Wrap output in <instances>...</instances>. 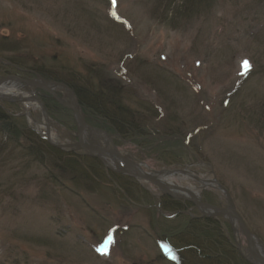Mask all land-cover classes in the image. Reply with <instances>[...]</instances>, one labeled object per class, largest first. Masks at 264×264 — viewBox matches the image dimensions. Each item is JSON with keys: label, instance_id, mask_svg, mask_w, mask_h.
I'll use <instances>...</instances> for the list:
<instances>
[{"label": "rangeland", "instance_id": "1", "mask_svg": "<svg viewBox=\"0 0 264 264\" xmlns=\"http://www.w3.org/2000/svg\"><path fill=\"white\" fill-rule=\"evenodd\" d=\"M166 1L0 0V42L16 46L17 60L59 69L55 76L112 81L152 106L160 117L143 113L145 126L179 129L189 155L136 136L114 142L119 151L148 173L178 172L176 186L219 207L229 206L223 187L264 245V0H205L179 20L167 19ZM18 86L0 106L18 105L13 114L46 140L39 106L21 102L40 92ZM62 114L47 110L51 140L74 143V117ZM17 145L0 147V264H170L152 230L155 206L142 202L162 195L154 186L128 176L129 192L103 177L82 183L60 164L34 160L30 143Z\"/></svg>", "mask_w": 264, "mask_h": 264}, {"label": "trees", "instance_id": "2", "mask_svg": "<svg viewBox=\"0 0 264 264\" xmlns=\"http://www.w3.org/2000/svg\"><path fill=\"white\" fill-rule=\"evenodd\" d=\"M204 2L205 0H167L164 13L168 20L189 18V15H192L190 8H196ZM12 46L14 45L5 44V41L2 44L0 42V65L4 69L1 71L3 74L1 77L17 74L24 78H33L34 73H39L47 79L62 81L76 92L80 109L86 121L93 127L107 131L116 144L119 143L120 138L136 136L137 144L142 141L148 144L157 143L161 150L176 147L171 153L173 157H175L173 153L176 151H181V155L182 152L185 155L188 153L187 147L182 145L187 135L184 136L179 129H173L169 125L160 126L158 129L155 127L154 130L149 129L151 126L146 127L144 123L146 120H142L143 113L144 117L152 115L156 118H159L160 114L148 103L132 99L131 93L127 94L125 89L118 88L112 81L98 78V83H90V81L71 80L72 76L65 77L62 73L55 76L54 71H59V69L48 70L22 58L17 60L18 57H14L13 53H18V51L16 46L15 48ZM40 94L51 116L56 113L63 118L65 116L62 113H71L46 93L40 92ZM19 108L16 104H8L7 107L0 106V147L9 144L19 146L17 144H19V140H22L23 143L31 144L25 148L30 149L27 152L29 155L31 151L36 154V156L31 154L34 160L41 163L42 159H48L58 168L60 164L63 167V169L60 167V170H65L76 181L97 183L94 181L95 178L101 180L103 177L114 184L117 183L119 187L129 192L124 181L131 182V180L124 175L107 170L96 158L87 153L78 151L65 153V151L56 149L35 132L33 133L21 116L13 114L12 109L18 110ZM149 130H152L153 133ZM179 148L181 150H176ZM100 183L102 182L100 181ZM150 201L151 199L147 196L143 197L144 204L155 206L150 219L152 230L153 232L157 230L161 244L167 246L173 254L171 260L162 255L166 262L184 264L185 259H188L187 264H250L238 246L234 229H232L229 220L223 217H204L191 204L175 201L162 195L154 201L155 203L152 204ZM204 201L213 203L206 196Z\"/></svg>", "mask_w": 264, "mask_h": 264}, {"label": "water", "instance_id": "3", "mask_svg": "<svg viewBox=\"0 0 264 264\" xmlns=\"http://www.w3.org/2000/svg\"><path fill=\"white\" fill-rule=\"evenodd\" d=\"M14 82L23 87L33 88L43 91L52 97L61 107L72 112L76 125L77 136L76 141L71 144H58L50 140V131L48 128L47 141L54 147L62 150H78L84 151L95 158L99 159L109 170L119 172L133 179L145 182L154 186L163 196H167L175 201H183L193 205L205 217H223L236 225L245 239L246 259L250 264H264V245L248 228L245 220L237 211L234 202L232 201L226 190L219 186L226 194L229 200V206L219 207L211 203L204 202L200 196L187 187H174L163 184L160 180L152 177L148 172H143L139 169L141 165L123 155L117 146L114 144L112 137L102 129H97L85 120L83 113L79 107L76 92L66 83L51 81L38 76L35 79H23L17 75H8L0 79V85ZM64 92L67 98H62L59 93ZM0 101H10L9 98H2ZM42 110L43 115L47 118L46 109L39 98H32ZM25 102V100H21ZM87 134L96 136H105L108 142L107 145L101 146L91 144L86 139ZM103 156L109 158L112 165L106 162ZM143 169V168H142ZM185 172V171H184ZM184 191V192H183Z\"/></svg>", "mask_w": 264, "mask_h": 264}, {"label": "bare ground", "instance_id": "4", "mask_svg": "<svg viewBox=\"0 0 264 264\" xmlns=\"http://www.w3.org/2000/svg\"><path fill=\"white\" fill-rule=\"evenodd\" d=\"M251 77V76H250ZM54 81H57V80H54ZM58 82H62V81H58ZM62 83H64V82H62ZM17 87H19L16 83H14V82H10V83H7V84H4V85H0V99H2V98H10V96H14L15 94H13L12 93V91L13 90H15ZM41 92H43V91H41ZM60 94V93H59ZM9 96V97H8ZM28 99H30V100H32V98H28ZM38 127L41 129V128H43V129H45V130H47L48 131V127H49V124H48V122H47V119L44 117V121L42 122V123H40L39 125H38ZM195 134H192L191 135V137L193 136V137H196V136H194ZM88 136V134L86 135V137ZM190 141V140H189ZM102 159H104L106 162H108L109 164H111L112 165V161L109 159V158H107V157H105V156H103V158ZM139 169L141 170V171H143L144 172V170L142 169V167H140L139 166ZM146 172V171H145ZM152 177H155V178H157L158 180H160L163 184H167V185H169V186H174V187H177L176 185H175V183L174 182H172L170 179H171V177H173V176H179L178 175V172L176 173V172H170V171H161V172H156V173H151L150 174ZM183 175V174H182ZM181 178H182V176H180ZM201 184L204 186V187H206V186H209V182H207V181H203V182H201ZM187 188H190L192 191H194L193 190V187H187ZM184 192V191H183ZM195 192V191H194ZM228 193V192H227ZM198 194V193H197ZM226 195V194H225ZM244 219V218H243Z\"/></svg>", "mask_w": 264, "mask_h": 264}, {"label": "flooded vegetation", "instance_id": "5", "mask_svg": "<svg viewBox=\"0 0 264 264\" xmlns=\"http://www.w3.org/2000/svg\"><path fill=\"white\" fill-rule=\"evenodd\" d=\"M21 70V69H20ZM61 95V94H60ZM62 96V95H61ZM63 98H65L64 96H62ZM52 98V97H51ZM41 100H43V99H41ZM43 102V101H42ZM56 102V101H55ZM57 103V102H56ZM45 105V104H44Z\"/></svg>", "mask_w": 264, "mask_h": 264}, {"label": "snow or ice", "instance_id": "6", "mask_svg": "<svg viewBox=\"0 0 264 264\" xmlns=\"http://www.w3.org/2000/svg\"><path fill=\"white\" fill-rule=\"evenodd\" d=\"M245 63H247V62H245Z\"/></svg>", "mask_w": 264, "mask_h": 264}]
</instances>
